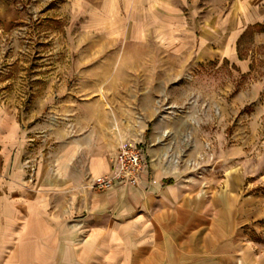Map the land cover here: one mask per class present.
I'll use <instances>...</instances> for the list:
<instances>
[{"label":"rangeland","instance_id":"obj_1","mask_svg":"<svg viewBox=\"0 0 264 264\" xmlns=\"http://www.w3.org/2000/svg\"><path fill=\"white\" fill-rule=\"evenodd\" d=\"M78 8L77 0H0V109L29 136L26 191L38 160L58 150L86 103H165L160 115L177 113L180 131L196 137L179 157L186 184L212 199L233 197L242 217L233 230L236 260L264 264V27L239 37L236 61L198 62L155 42L107 39ZM112 69L116 74H107ZM1 191L0 264H49L48 236L41 251L33 240L19 249L22 217L36 211L33 197ZM217 206L225 205L212 204L213 212ZM40 210L49 211L46 202ZM57 221L59 228L70 224ZM30 222L41 229L48 220Z\"/></svg>","mask_w":264,"mask_h":264},{"label":"crops","instance_id":"obj_2","mask_svg":"<svg viewBox=\"0 0 264 264\" xmlns=\"http://www.w3.org/2000/svg\"><path fill=\"white\" fill-rule=\"evenodd\" d=\"M77 1L107 39L155 42L177 55L189 51L198 62L236 61L239 37L249 27H264V0ZM116 104L83 105L87 110L74 129H66L58 150L38 160L31 193L22 162L27 130L0 109V191L15 193L18 200L32 196L36 210L22 217L19 249L33 240L41 251V239L48 236L49 264H238L233 230L242 217L233 197L212 199V193L201 195L184 180L179 157L196 137L180 131L183 119L177 113L160 115L165 103ZM125 143L144 149L140 185L94 191V180L110 172L118 146ZM219 200L225 206L213 212ZM42 202L48 212L40 210ZM58 219L69 226L59 228ZM31 220L48 223L38 229Z\"/></svg>","mask_w":264,"mask_h":264},{"label":"built area","instance_id":"obj_3","mask_svg":"<svg viewBox=\"0 0 264 264\" xmlns=\"http://www.w3.org/2000/svg\"><path fill=\"white\" fill-rule=\"evenodd\" d=\"M112 167L108 174L93 182V189L98 193H107L117 185L138 187L141 176L146 170L144 149L138 144L125 143L117 148L112 158Z\"/></svg>","mask_w":264,"mask_h":264}]
</instances>
